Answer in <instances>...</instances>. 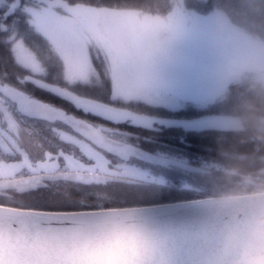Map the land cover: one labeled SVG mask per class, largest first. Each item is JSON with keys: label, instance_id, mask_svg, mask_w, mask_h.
Here are the masks:
<instances>
[{"label": "snow or ice", "instance_id": "snow-or-ice-1", "mask_svg": "<svg viewBox=\"0 0 264 264\" xmlns=\"http://www.w3.org/2000/svg\"><path fill=\"white\" fill-rule=\"evenodd\" d=\"M146 7L0 0V264H80L76 250L102 235L111 213L93 193L124 170L113 157L128 152L112 125L135 118L111 97L133 93L125 64L144 59L156 27ZM151 257L152 248L127 261Z\"/></svg>", "mask_w": 264, "mask_h": 264}, {"label": "trees", "instance_id": "trees-1", "mask_svg": "<svg viewBox=\"0 0 264 264\" xmlns=\"http://www.w3.org/2000/svg\"><path fill=\"white\" fill-rule=\"evenodd\" d=\"M142 2L151 5L143 13L164 14L172 8V0ZM183 4L200 13L219 9L233 24L264 41V0H183ZM171 45L169 55L173 56L174 64V57L179 55L181 48L177 42H171ZM38 92L43 98H49L46 93L36 90ZM201 112L239 114L243 127L220 130L200 125L184 135L180 127L168 126L155 134L148 131L150 140L143 145L207 165L211 169L209 174L166 167L161 169L165 184L106 182L102 189L110 193L109 199L106 202L93 200L92 203L97 208L156 204L217 195L230 190L253 191L255 186L245 184L242 181L244 178L256 181L258 185L264 183V130L258 129V117L264 115V83L245 79L230 84L223 99L212 104L195 105L193 113Z\"/></svg>", "mask_w": 264, "mask_h": 264}, {"label": "clouds", "instance_id": "clouds-1", "mask_svg": "<svg viewBox=\"0 0 264 264\" xmlns=\"http://www.w3.org/2000/svg\"><path fill=\"white\" fill-rule=\"evenodd\" d=\"M222 25L218 31H222ZM110 193L98 189L93 200L106 202ZM210 214L216 220L218 243L207 264H264V183L213 197ZM102 235L83 243L74 253L80 264H122L130 252L152 248L144 225L133 214H112L100 220Z\"/></svg>", "mask_w": 264, "mask_h": 264}, {"label": "rangeland", "instance_id": "rangeland-1", "mask_svg": "<svg viewBox=\"0 0 264 264\" xmlns=\"http://www.w3.org/2000/svg\"><path fill=\"white\" fill-rule=\"evenodd\" d=\"M172 5V9L166 14L142 13L144 18L154 22L156 25L151 37L152 41L162 39L168 42H177L182 47L181 56L179 53V57L181 58V71L182 73H186L188 77L190 75L197 76L196 74L199 69L196 67L201 65V63L202 67L200 70L203 74L206 72V75L212 74V77L207 79L203 78L204 85L197 80H190L189 84H179L174 79L166 76L158 77L152 83H147L142 79H138L136 80L137 83H145L148 88L153 91L167 90L168 93L177 95L182 101L195 104L212 102L224 97L232 82L253 79L264 83V66H260L258 64L259 62H256L257 64L255 66L244 68L233 61L223 65V69L218 70L216 75V73H214L216 65L210 63L206 58L201 59L203 55V45L206 42L207 34H210L209 29L214 23L216 15H218L217 18L219 20L221 16L220 13H222L221 11L212 9L208 13H198L187 9L183 5L182 0H172ZM226 25L230 28L228 22H226ZM238 29H240L244 34L241 33L245 37H248L249 42L252 43L251 47L255 50L256 57H258L256 49L260 50V58L262 63H264V49H262V47L258 48V45H262V40H255L254 38L256 37L250 35L240 27ZM216 76H218V78H216ZM208 82L209 84H205ZM179 94L186 96H180ZM217 118L224 119L221 121L214 120V126L217 128H241L243 125L242 118L239 115H219ZM259 120V127L264 129V116H261ZM116 162L119 163L124 170L115 177L143 182L162 180V177L154 174L148 166L133 161Z\"/></svg>", "mask_w": 264, "mask_h": 264}, {"label": "water", "instance_id": "water-1", "mask_svg": "<svg viewBox=\"0 0 264 264\" xmlns=\"http://www.w3.org/2000/svg\"><path fill=\"white\" fill-rule=\"evenodd\" d=\"M131 156L152 163H174L158 155L128 145ZM188 168L186 166H183ZM190 169V168H189ZM112 179V178H111ZM212 199L178 202L151 207L101 210L112 214H133L144 225L152 241L150 264H207L218 243L216 220L210 214ZM264 244V241H261ZM122 264H128L125 260Z\"/></svg>", "mask_w": 264, "mask_h": 264}, {"label": "flooded vegetation", "instance_id": "flooded-vegetation-1", "mask_svg": "<svg viewBox=\"0 0 264 264\" xmlns=\"http://www.w3.org/2000/svg\"><path fill=\"white\" fill-rule=\"evenodd\" d=\"M223 32H225L228 36L227 35L220 36V33L218 32L217 38L214 42L215 46H213L214 53H218V51L220 53H222L225 49V45H227L228 42H229L228 46L230 48H233L238 52H243L242 50H240L238 42H235L233 40L234 35L227 33L225 30H223ZM220 37H221V39H220ZM240 46L245 47L242 44H240ZM156 47H157L156 45H151L147 49V53H146V55L142 61H137V62L129 61V62H127L125 64V67H124L125 74L129 78H133L134 75L137 73L136 68L141 69V71H143L145 73H147L149 70H152L150 73L146 74L147 75L145 78L146 81H144V82H147V83H152L153 81H155L154 80L155 77H150L149 74L154 76V75H157L159 71L166 72L169 74L176 73V76L178 77L179 71L175 65L173 66V56L171 57L170 55H164ZM222 58L223 57L217 58L216 61H220V60H222ZM174 59H175V57H174ZM107 77H108V83H109V90L111 91L112 90V80H111L110 69H108ZM150 78H152V79H150ZM133 89L134 90H133L131 97L135 98V100L140 99L139 94H138L140 91H144L147 94V96H149L150 93L153 92V90H151V89H150L151 92L148 90L149 88L145 83H138V84H136V86H134ZM116 98H117V96L111 97V102L114 103ZM143 99L146 100V98H142V100ZM157 99H160V97L158 96ZM167 99L168 100L171 99L172 101L164 103L165 100L164 101L158 100V101H154L153 103L158 105V106H161V108L165 107L167 109H172V111L175 110L177 107V104H175V102H173L174 101L173 98H167ZM138 101L144 103L141 100H138ZM62 103L66 104V105H64L65 107L71 108V106L68 105L66 102L62 101ZM73 111H75V110L73 109ZM91 118L97 119V121H96L97 123H103V121L99 120L97 117H91ZM146 138L148 139V137H146Z\"/></svg>", "mask_w": 264, "mask_h": 264}]
</instances>
